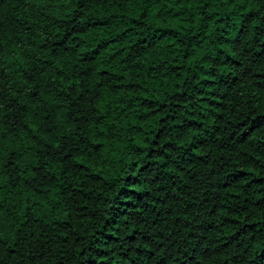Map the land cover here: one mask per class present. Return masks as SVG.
<instances>
[{
  "label": "trees",
  "instance_id": "trees-1",
  "mask_svg": "<svg viewBox=\"0 0 264 264\" xmlns=\"http://www.w3.org/2000/svg\"><path fill=\"white\" fill-rule=\"evenodd\" d=\"M0 264H264V0H0Z\"/></svg>",
  "mask_w": 264,
  "mask_h": 264
}]
</instances>
